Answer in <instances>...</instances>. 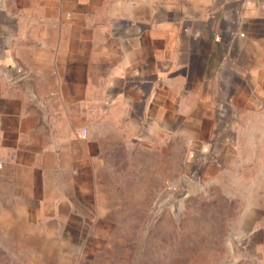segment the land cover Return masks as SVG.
I'll list each match as a JSON object with an SVG mask.
<instances>
[{
    "label": "crops",
    "instance_id": "obj_1",
    "mask_svg": "<svg viewBox=\"0 0 264 264\" xmlns=\"http://www.w3.org/2000/svg\"><path fill=\"white\" fill-rule=\"evenodd\" d=\"M170 135H212L215 173L259 185L264 216V0H0L10 214L94 215L115 169Z\"/></svg>",
    "mask_w": 264,
    "mask_h": 264
},
{
    "label": "rangeland",
    "instance_id": "obj_2",
    "mask_svg": "<svg viewBox=\"0 0 264 264\" xmlns=\"http://www.w3.org/2000/svg\"><path fill=\"white\" fill-rule=\"evenodd\" d=\"M193 141L170 135L121 161L94 215L72 225L10 214L0 199V264H264L259 185L215 173L212 135Z\"/></svg>",
    "mask_w": 264,
    "mask_h": 264
},
{
    "label": "built area",
    "instance_id": "obj_3",
    "mask_svg": "<svg viewBox=\"0 0 264 264\" xmlns=\"http://www.w3.org/2000/svg\"><path fill=\"white\" fill-rule=\"evenodd\" d=\"M82 135H85V132L84 131H82Z\"/></svg>",
    "mask_w": 264,
    "mask_h": 264
}]
</instances>
